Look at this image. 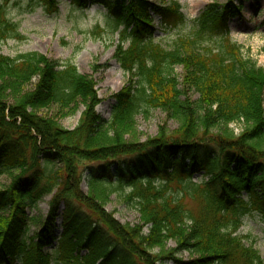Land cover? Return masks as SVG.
Wrapping results in <instances>:
<instances>
[{
	"label": "trees",
	"instance_id": "16d2710c",
	"mask_svg": "<svg viewBox=\"0 0 264 264\" xmlns=\"http://www.w3.org/2000/svg\"><path fill=\"white\" fill-rule=\"evenodd\" d=\"M29 1L48 15L59 11L58 0ZM248 1L209 5L164 48L154 20L161 30L185 22L178 1L73 0L106 10L118 37L114 58L130 76L113 96L109 120L95 112V82L74 65L0 54V177L10 182L0 189V264H50L42 249L54 243L62 264H264L239 234L246 217L264 224V68L244 57L229 30ZM10 39L23 37L0 10V45ZM80 107L77 126L63 128ZM150 110L178 127L141 142L136 118ZM105 161L116 168L90 173L83 194L80 168ZM47 195L48 215L30 239L35 220L27 210ZM113 195L133 203L140 225H121L105 212Z\"/></svg>",
	"mask_w": 264,
	"mask_h": 264
},
{
	"label": "rangeland",
	"instance_id": "374dc122",
	"mask_svg": "<svg viewBox=\"0 0 264 264\" xmlns=\"http://www.w3.org/2000/svg\"><path fill=\"white\" fill-rule=\"evenodd\" d=\"M59 11L55 15H48L40 5L30 3L29 0H0V10L5 19L15 23L18 32L23 37L21 40L10 39L0 45V54L15 58L26 53H36L59 63L74 65L79 74L90 77L96 84V91L101 103L95 112L105 120H109L111 108L114 104L113 96L117 94L129 81V74L124 73L114 58L118 45L117 34L113 30V21L108 17L106 10L99 5H88L86 8L77 6L73 0H58ZM151 3H162L164 1H178L182 6V14L185 22L176 26L166 27L161 30L158 19L154 20L155 41L164 48H168L180 36L188 33L193 26L192 20L197 19L203 10L209 5L223 4L227 0H148ZM73 2L74 4H72ZM234 4L237 5L235 0ZM230 39L232 43L241 47L244 57H248L258 66L264 68V0H252L244 2L239 14L230 20ZM181 68L175 69V75L180 77ZM36 79L33 80L30 89L34 87ZM193 99L197 95L188 93ZM264 101V95H263ZM53 109L40 111L42 115L52 113ZM83 108L78 112L61 121L63 128L74 129L79 120ZM136 127L141 142L156 137L160 131L171 135L178 127L175 121L168 120L165 113L160 110H150L146 116L140 115L136 118ZM234 134L241 133L243 126H232ZM125 158H120L122 162ZM116 161H105L92 163L80 168L82 183L80 191L87 194V178L92 172L108 166L114 171ZM206 180V179H205ZM9 178L0 177V189L9 185ZM51 195L44 196L34 209H28V217L35 221L30 223L28 238L35 237L41 229V224L49 212ZM61 206L56 221L55 235L62 233ZM105 212L112 215L113 219L121 225H140V215L131 201L109 198L104 208ZM87 213V212H85ZM143 233H146V228ZM239 234L247 236L254 247L258 250L264 261V224L256 215L246 217L239 229ZM29 243V241H27ZM170 248L173 242H168ZM56 243L42 249V253L50 255V264H62L57 262L61 256L54 253ZM85 253L82 252L81 255ZM180 257L188 260L186 253ZM22 259L14 264H22ZM172 264V263H167Z\"/></svg>",
	"mask_w": 264,
	"mask_h": 264
}]
</instances>
